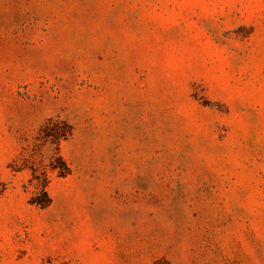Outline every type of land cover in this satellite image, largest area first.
<instances>
[{
    "label": "rangeland",
    "instance_id": "obj_1",
    "mask_svg": "<svg viewBox=\"0 0 264 264\" xmlns=\"http://www.w3.org/2000/svg\"><path fill=\"white\" fill-rule=\"evenodd\" d=\"M0 264H264V0H0Z\"/></svg>",
    "mask_w": 264,
    "mask_h": 264
}]
</instances>
